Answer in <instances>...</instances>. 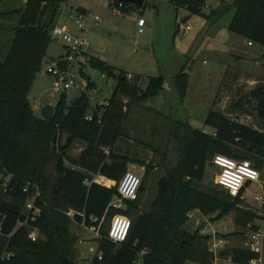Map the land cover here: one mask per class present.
<instances>
[{"label":"trees","instance_id":"1","mask_svg":"<svg viewBox=\"0 0 264 264\" xmlns=\"http://www.w3.org/2000/svg\"><path fill=\"white\" fill-rule=\"evenodd\" d=\"M68 1L0 0V264H79L74 259L77 237L71 231L72 221L101 235L99 253L91 264H215L210 236L199 229L191 230L188 214L200 210L206 216L216 214L214 220L221 221L234 213L240 231L226 236L245 240L248 225L259 216L239 207L241 196L233 197L216 188L204 190L196 183L205 180L208 165H213L219 154L250 160L263 170L264 131L234 121L220 111L208 115L210 133L175 121L168 139L175 151L174 160H161L159 165L165 167L166 175L158 182L150 210L144 211L146 178L158 165L153 159L147 162L123 153L119 143L130 137L126 122L132 107L165 91L164 75L151 77L143 88L140 78L130 79L127 72L115 73L112 69L110 76L116 80V87L106 105L93 108L86 92L70 104L65 94L56 105L52 123L37 114L30 101L38 74L51 63L47 58L52 32L60 20L62 5ZM172 1L191 16L205 15L208 4V0ZM119 2L116 0L115 5ZM123 3V11L129 13L131 4ZM232 8L229 31L245 37L253 46L264 47V0H236ZM228 10L225 0L214 17L221 18ZM90 62L105 70V61L91 58ZM189 86L190 74L184 69L175 78L176 92L182 99ZM262 88L263 92L248 104L264 121ZM238 107L244 109L242 101ZM78 143L84 150L73 156L71 150ZM129 164L145 166L146 175L138 199L127 200L126 208H115L111 203L119 196L118 186L107 187L102 184L114 183L101 178L99 184L94 179L101 175L119 183ZM1 174L9 177L7 190ZM33 198L42 211L36 220L31 219L27 207ZM70 211H74L73 216ZM117 214L132 219L130 235L121 244L110 240L105 231L106 223ZM32 229H38L41 238L34 241L30 237ZM226 254L233 256V264H251L259 257L243 245L225 250Z\"/></svg>","mask_w":264,"mask_h":264},{"label":"rangeland","instance_id":"2","mask_svg":"<svg viewBox=\"0 0 264 264\" xmlns=\"http://www.w3.org/2000/svg\"><path fill=\"white\" fill-rule=\"evenodd\" d=\"M73 1L90 3L88 5L91 7L94 6L95 1L99 2L96 10L92 12L93 16L99 15L104 18L105 9L111 12L109 0H69V3L72 4ZM148 1L145 13L148 25L144 29L145 33L138 32L133 11L125 14L120 11L119 17L111 23L115 29L113 35L105 34L92 16L86 28L87 33L91 35L81 36L88 41V50L92 56L102 57L106 66L112 68L115 73L123 69L135 74L140 77V85L143 88L148 86L151 77L161 74L168 83V89L160 95L132 107L126 122L127 134L130 137L119 143L123 153H129L147 162L153 159L158 165L149 170L146 178V191L143 195L144 211L150 210L158 193V182L166 175L165 167L163 169L162 165H159L161 160L164 157L170 159L168 162L174 160L175 151L168 139L175 121L188 122L194 128L204 130L208 128L206 121L209 113L220 111L234 121L264 131V121L259 117L258 111L248 104L252 98L251 92L264 86V47L258 44L250 46L245 37L227 29L234 14L232 6L236 0H226L229 10L221 18L217 16L209 18L213 8L220 4L221 0H210L203 16L197 14L191 16L185 8L177 11L171 0ZM75 9L76 6L73 9L66 7V19H70V13ZM186 17L189 20L179 29L178 23ZM217 21L218 26L212 25ZM186 25H191L192 30L185 32ZM215 27L220 31L215 32ZM58 42L53 39L47 59L52 56L58 59L65 53V47ZM169 64H172L176 70H172ZM182 68L190 74V86L184 99L177 94L175 87V78ZM83 70L84 72L77 73L78 86L69 91L67 100L72 104L81 95L83 88L91 98L92 107L97 108L112 96L116 80L105 70L94 67L91 62ZM170 83L174 90L171 89ZM55 84L56 78L46 71V66L43 67L30 93L32 105L38 103L45 105L49 102L56 105L61 95L54 90ZM91 84L93 86L89 88ZM240 101L244 109L238 107ZM35 110L41 115L40 110ZM66 140L67 138L64 137L63 141ZM81 147H83L81 143L73 146L71 152L74 156L80 154ZM146 171L145 166L129 164L128 172L136 173L142 178L146 175ZM217 173L218 170L212 164L208 165L205 180L196 183V186L204 190L216 188L228 194L227 190L217 185ZM262 181L264 182V169ZM3 188L7 190V180ZM263 193L264 188L261 184H250L246 194L241 197L243 202L239 207L260 216L261 207L258 205L257 197ZM124 205L127 207L126 204ZM195 213L188 222L191 230L197 229L199 223L205 221L203 214ZM68 214L73 216L74 212L70 211ZM234 216L232 213L214 225L218 226V229L227 226L231 234L239 228L233 224ZM114 217L105 225L107 233ZM71 231L77 237L75 261L79 264H91L99 253L100 233L75 221H72ZM30 233L41 238L38 229H32ZM228 238V244L231 246L243 244L244 238L241 236L231 235ZM188 264L197 263L188 262Z\"/></svg>","mask_w":264,"mask_h":264},{"label":"built area","instance_id":"3","mask_svg":"<svg viewBox=\"0 0 264 264\" xmlns=\"http://www.w3.org/2000/svg\"><path fill=\"white\" fill-rule=\"evenodd\" d=\"M208 0L207 2H209ZM124 8L123 1L113 7V13L117 14ZM82 17V16H80ZM96 19L102 21L100 16H96ZM61 19L55 26L52 32L53 39L61 41L65 47V56L59 61L51 62L47 65L46 71L56 78V84L54 90L61 96L67 95L69 91L78 86L77 73L83 71L85 67L90 63V55L88 53L89 43L85 39L73 35L69 32L68 27L63 24ZM146 24L145 18H141L138 21L140 27L139 32H144V26ZM192 30L191 25H186L185 32ZM249 45L253 46L252 42ZM34 109L40 110L41 104H36ZM89 120L91 116L87 117ZM205 133H210L208 129H204ZM216 136V133L214 132ZM213 165L218 170L216 183L221 188L227 190V192L233 197H243L247 191V188L252 183H259L264 188V182L262 181V170L258 169L250 160H237L222 154L216 155L213 159ZM1 179L9 181V177L5 174H1ZM143 178L133 172H127L123 179L118 183L119 196L111 203V206L115 208H124V203L129 201H135L138 199L139 191L142 186ZM243 190L245 192L242 195ZM37 195H40L39 193ZM258 205L261 207L259 217L250 223L247 227V239L243 245L245 248L250 249L252 252L259 255L251 261V264H261L264 258V193L257 197ZM30 213L29 216L32 220H36L38 216H41V209L36 207L35 198L30 199L27 204ZM34 212V213H33ZM195 212L203 214L200 210L192 211L188 214L189 218L195 216ZM33 213V214H31ZM204 222H200L202 229H199L205 236H210L209 249L215 255V264H233V256L231 254L223 255V252L229 249L228 237L229 230L227 226L224 229H218L214 223L216 214L206 216ZM234 222V221H233ZM27 224L26 222L22 225ZM258 226V229H254ZM132 227V219L125 214L115 215L112 225L108 231V238L115 243L126 242L130 235ZM30 237L36 241L38 238L34 233H30ZM138 264H141L140 262Z\"/></svg>","mask_w":264,"mask_h":264},{"label":"crops","instance_id":"4","mask_svg":"<svg viewBox=\"0 0 264 264\" xmlns=\"http://www.w3.org/2000/svg\"><path fill=\"white\" fill-rule=\"evenodd\" d=\"M223 1H225V0H221V3L219 4H217L214 8H213V10H212V16H211V18H214V11L215 10H217V9H220L221 7H222V4H223ZM106 3L107 2H105V5H106ZM148 3H149V1L148 0H146V2H145V6L143 7V8H140V7H138V6H136V5H134V4H131V6L129 7V9L131 8V11H133L134 13H135V21L137 22V26H138V32H139V29H140V27H139V25H138V21L141 19V18H146L145 17V13H146V8L148 7ZM171 3H172V5H173V7L177 10V11H179V8H177L175 5H174V3H173V1L171 0ZM88 4H90V3H86V2H83V1H73V3L71 4V3H69V1L67 2V3H64L63 5H62V8H61V16H60V20L62 19L63 21H64V23L63 24H65L67 27H68V29H69V32H71L73 35H75V36H78V37H80L81 38V36H85V34L86 35H88V36H90L91 34H89V33H87V23H88V20L89 19H91L90 17H92L93 16V11H95L96 10V5L97 4H99V2H96L95 1V3H94V6H89ZM115 4H116V0H109V7H110V9H111V12H109L107 9H105V8H103V9H105L104 11H103V13H104V18H102V21H99V20H97L96 19V16H99V15H94L93 16V18H94V20H95V23L96 24H98V26L99 27H102V29H103V31H104V33L105 34H110V35H113L114 33H115V29H114V26L111 24L112 22H113V20L114 19H116L117 17H119L118 16V14L119 13H117V14H114L113 13V7L115 6ZM76 6V9L75 10H73V11H71V13H70V19H66L67 17H65V9H66V7L67 8H70L71 7V9H73L74 7ZM63 7H65V9L63 8ZM92 9H91V8ZM105 7V6H104ZM92 10V11H91ZM186 11H187V9H185ZM120 11H122L124 14H125V12L123 11V9H121ZM130 11V12H131ZM204 12H206V8L204 9ZM234 15V14H233ZM80 16H82V17H80ZM187 18V21H188V17H186ZM186 18H184V19H186ZM233 18V17H232ZM179 19V18H178ZM183 20V19H182ZM181 20V21H182ZM215 21V20H214ZM118 23L120 22V21H117ZM180 23H178V25H179ZM229 24H230V22L228 23V26H227V29H228V27H229ZM148 25V21H146V24H145V26H144V29H145V27ZM183 25V24H182ZM212 25H217L218 26V21L216 22V23H214V24H212ZM90 27H92L91 25H89ZM179 28V27H178ZM182 28V27H181ZM181 28H179V29H181ZM229 30V29H228ZM214 31L215 32H219L220 31V29L218 28V27H215L214 28ZM140 33V32H139ZM143 33H145V30H144V32ZM143 33H140V34H143ZM58 41V40H57ZM60 42V44H62V42L61 41H59ZM58 42V43H59ZM63 45V44H62ZM88 53H89V55H90V59L91 58H97V59H100V60H102V57L101 58H99V57H94V56H92V53L88 50ZM64 56H65V53L62 55V57H59L58 59H55L53 56L52 57H50L48 60H47V62H53V61H59V60H61V59H63L64 58ZM102 61H104V60H102ZM46 62V63H47ZM170 66H171V69L172 70H176L174 67H172V64H169ZM47 67V65H44V67ZM182 67H184V66H182ZM86 68V67H85ZM84 68V69H85ZM125 71V72H127L128 74H129V78L130 79H137V78H140V77H137L135 74L133 75L132 73H129L128 71H126V70H123V69H119V71ZM183 70V68L181 69V71ZM111 71H112V68H111ZM82 72H84V70L82 71ZM106 72V71H105ZM107 73V72H106ZM108 74V73H107ZM108 75H110V74H108ZM163 75V74H162ZM79 82V81H78ZM167 85H168V83H167V81H166V84H165V90L166 89H168L167 88ZM89 86V85H88ZM170 87H171V89L172 90H174V88H173V86H172V84L170 83ZM83 92H86L83 88H82V93ZM68 96V95H67ZM111 98V97H110ZM109 98V99H110ZM109 99H107V101L109 100ZM60 100V99H59ZM90 100H91V98H90ZM126 102H128V100L126 99L125 100ZM46 104H52V103H46ZM45 104V105H46ZM107 104V102L106 103H104V104H102V105H99V107L101 106V107H103L104 105H106ZM52 105H54V104H52ZM57 105V104H56ZM56 105H54L55 106V108H56ZM44 105H41V108L43 107ZM40 111H41V109H40ZM256 129H259V128H256ZM65 137V139H66V136H64ZM64 143H65V141H63ZM84 150V145H83V147H81L80 148V151L82 152ZM80 152V153H81ZM71 154L73 155V153L71 152ZM79 155V154H78ZM77 155V156H78ZM74 156V155H73ZM67 165L68 166H70L71 165V162H68L67 161ZM101 178H103V179H105L106 181H111V182H113L114 184L112 185V186H108V185H105V184H102V183H100L99 182V180L101 179ZM97 183H99V184H102V185H104V186H107V187H115L114 185H117L118 186V183L116 182V181H114V180H111V179H108L107 177H105V176H101V175H98V176H96L95 177V179H94ZM246 194V193H245ZM118 198V196L117 197H115L114 199H113V201L114 200H116ZM112 201V202H113ZM124 204H126V202L124 203ZM28 207V206H27ZM124 208H126L125 207V205H124ZM29 209V208H28ZM30 212V211H29ZM74 212V211H73ZM74 215V214H73ZM233 221H235L234 220V218H233ZM234 225H235V222L233 223ZM238 227V226H237ZM94 231V230H93ZM235 231H240V229L238 228L237 230H235ZM99 232V231H98ZM243 232H244V230H243ZM248 234V233H247ZM246 234V235H247ZM245 235V236H246ZM230 237V236H229ZM229 239V238H228ZM244 241H245V239L243 240V243H244ZM241 245H243V244H241ZM244 246V245H243ZM229 247H234V246H231L230 244H229ZM261 264H264V258H263V262L261 263Z\"/></svg>","mask_w":264,"mask_h":264},{"label":"water","instance_id":"5","mask_svg":"<svg viewBox=\"0 0 264 264\" xmlns=\"http://www.w3.org/2000/svg\"><path fill=\"white\" fill-rule=\"evenodd\" d=\"M121 1H125L127 3H131V4H134L140 8H143L145 6V2L146 0H121ZM187 22V18L186 19H183L181 21V23L178 25L179 28L182 27V24L186 23ZM105 71L110 74L111 73V68L109 66H106L105 67ZM263 92V88L260 87L256 90H253L251 92V97L252 98H256L259 94H261ZM55 111H56V108L54 105L52 104H46L44 105L42 108H41V116L42 118L49 122V123H52L54 120H55ZM199 229H202V226H200Z\"/></svg>","mask_w":264,"mask_h":264}]
</instances>
